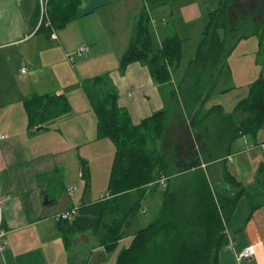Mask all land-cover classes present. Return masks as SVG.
I'll return each mask as SVG.
<instances>
[{"label": "crops", "instance_id": "0c3cea01", "mask_svg": "<svg viewBox=\"0 0 264 264\" xmlns=\"http://www.w3.org/2000/svg\"><path fill=\"white\" fill-rule=\"evenodd\" d=\"M175 3L171 6L164 5L165 8L162 10L165 11L158 15L157 20L152 16V10L155 8L149 11L151 18L149 31L156 50L162 47L166 37L176 35L183 40L184 52V43L203 34L210 14L221 6L222 0H186L176 3L179 5ZM146 4V0H80L76 17L63 28L53 26V31L46 28L38 29L39 0H0V82L7 80L5 78L7 73L3 71L2 65L9 67L10 57H14L15 54L24 66L27 62L29 66L33 64L37 56L38 70H47L56 66H67L65 60L67 61L68 55H74L80 47L88 46L90 52L77 59L73 69H70V76L79 81L83 89L87 80H91L93 84L96 78L104 79L109 88L117 92L119 106L128 111L135 125L161 111L168 113L167 125L172 124L171 119L178 122V126L181 125V121H184L185 125L188 124L190 114L181 103V93L187 95L197 81L186 78L178 86L173 74L171 83L158 84L145 63H133L124 72L120 70L121 61L131 45ZM246 8L248 9L245 10ZM164 16L169 19H162ZM263 16L264 0H231L227 33H224L227 43L229 39H251L243 36L242 28L239 29L238 26L247 21L262 22ZM258 36L264 38V29L259 31ZM23 71L21 70V73L25 80L28 72ZM259 74L261 77L258 79L264 77L262 72ZM246 78L253 81L251 86L257 80H252L254 79L252 72L247 73ZM42 81L50 88L47 91L56 89L51 94L60 93L57 92L61 89L57 75L50 74L47 78H42ZM95 85L99 87L100 84ZM99 88L106 90L105 85ZM173 93L181 103L179 109L175 100H172ZM202 97L201 94L197 95V101H202ZM0 103L1 108L5 109L11 105L12 100L9 98ZM215 107L212 108L214 112L210 110L202 111L200 114L194 112V124L199 125L198 127L201 125L200 128L206 129V132L208 129L209 139L210 135L215 137L213 141L207 138L208 147L205 152L221 151L210 164L202 161L200 153L202 168L219 169V165L226 164L229 173L239 183L240 189L264 193V169L261 170L264 166V136L258 139L257 134L252 143L249 141V135L235 138L234 130L229 129L231 125L226 122L225 117L228 116L216 114ZM13 112L17 114L14 110L8 111L4 113L3 120L0 118V135L7 137L0 141V264H116L125 247L122 249L119 246L120 249L117 250L116 247L109 252L101 245L99 236L90 230L70 234L67 242L61 231L62 228L67 229L73 224L76 215L68 221L58 220L59 215L93 201L90 195L84 194L79 203L71 191L70 200L64 203L59 188H52L53 184L51 185L60 173L57 164L51 167L46 163L42 167L37 163L40 170L38 173L52 169L54 176L48 180L38 181L34 179L38 176L27 177L23 172H19L24 167V160L17 156L18 139L22 129L14 124ZM174 115L177 116L176 119ZM240 116L238 119L245 117ZM75 117L77 115L73 108L72 116L61 120ZM212 119L215 122H211ZM46 130L36 132L29 128L28 133L37 135ZM190 132L195 138L196 131L191 129ZM101 141L103 140L98 142ZM235 142L239 145L233 148ZM75 145L78 148V145ZM162 150L165 152L164 147ZM66 176L67 173L64 172L63 179ZM78 176L86 190L89 186L86 187V182L82 178V166ZM220 177L222 175H216V178ZM165 179L166 182L161 184L164 188L167 185V178ZM59 183L62 188L65 187L64 180ZM153 194L158 195V192ZM153 194L148 195L151 200ZM161 199L163 201V198ZM263 199L264 195L260 200ZM135 220L136 218L132 220L129 227ZM225 234L228 244L219 252V264H264V206L252 213L248 198L243 196L226 226ZM135 235L127 238L124 236L118 245L129 243ZM249 247L255 249L254 257L240 261L239 253Z\"/></svg>", "mask_w": 264, "mask_h": 264}, {"label": "trees", "instance_id": "16d2710c", "mask_svg": "<svg viewBox=\"0 0 264 264\" xmlns=\"http://www.w3.org/2000/svg\"><path fill=\"white\" fill-rule=\"evenodd\" d=\"M146 1L120 70L124 72L133 63H145L156 83H171L182 60L183 40L176 35L168 36L162 47L156 50L149 31V11L180 0ZM230 3L231 0H222L221 6L210 14L196 59L188 69L187 79L198 82L184 95L188 111L200 94L203 99L197 102L195 111L198 114L203 111V105L210 100L220 77L227 45L224 33H227ZM79 4L80 0H51L49 14L53 26L65 27L76 17ZM238 28H242L243 36H257L264 29V16L262 22L247 21ZM104 82L101 77L93 84L87 80L84 92L97 117L96 140L108 139L116 147L108 196L83 203L76 209L73 224L61 229L67 242L70 234L90 230L111 252L144 208L148 195L157 193L161 186L159 182L167 178L158 217L136 233L121 251L116 264H219V252L228 244L226 226L239 200L247 197L254 213L264 206V199L260 200L264 193L240 189L226 164L219 165V169H204L199 160L196 166L175 173L171 158L162 150L168 113L161 111L135 125L128 111L119 106L117 92ZM95 84H100L99 87L105 85L106 90ZM175 97L173 93L172 100ZM188 98L192 99V106ZM24 105L29 128L36 132L48 129L46 125L51 121L73 114L72 104L64 95H37L25 100ZM235 113L245 115L242 119L225 117L231 125L229 129L235 132V138L243 135L255 137L264 129V77L253 83L248 98L240 102ZM219 152H202V161L206 164L214 162ZM81 166L82 178L88 187L90 169L85 161ZM218 174L222 177L216 178Z\"/></svg>", "mask_w": 264, "mask_h": 264}, {"label": "rangeland", "instance_id": "374dc122", "mask_svg": "<svg viewBox=\"0 0 264 264\" xmlns=\"http://www.w3.org/2000/svg\"><path fill=\"white\" fill-rule=\"evenodd\" d=\"M181 1L186 0H180L176 3ZM171 5L172 4H169V6ZM165 6L152 10V16L155 20H157L158 15H162V12L165 11L162 10ZM247 9L248 8L245 10ZM163 18L166 20L169 19L166 16L162 17V19ZM201 42L202 34L184 43L182 60L179 68L174 73V79L178 86L187 78L188 69L190 68L191 62L196 59ZM226 47L227 51L223 57V69L210 100L203 105V112L212 110V108L216 106V114H224L231 117V119H235L241 117L238 113H235L236 107L241 101L248 98L249 89L253 82L246 78V74L252 72V76H254L252 80H258L259 76L261 77L259 73L262 72V74H264V38L262 39V37L255 35L251 36V39H229ZM15 56L16 54L14 57H10L9 67L5 66V64L2 65L3 71L5 70L7 73V75H5L7 80L0 82V102L11 98L12 103L10 106L8 105L9 107L6 106L7 108L5 109L1 108L2 104L0 103V118L3 120L4 113L8 111L14 110L17 112V114L15 112L12 113L14 124H17V126L19 125L20 129H22L18 139L19 149L17 156L24 160V167L19 172H23L27 177L38 176L34 178L38 181H40L39 179L48 180L54 176L52 169L38 173L40 170L38 169L37 163L41 164L42 167L46 163L51 167L57 164L60 173L51 185L53 184L52 188H59L58 191L63 195L64 203L70 200L69 195L71 191L74 192L77 197L76 200L79 203H81L80 200L84 194L90 195L94 200L107 197L116 147L108 139L101 142L96 140L97 117L93 112L89 99L84 93L83 85L70 76V69H73V64L67 58V61L65 60L67 66L63 65L52 67L47 70H38L39 67L37 63L39 60H37V56L35 57L34 63H31L30 66L28 62L26 63L27 67ZM68 67H70L69 70ZM21 70L28 72V76H25V80ZM50 74L57 75L58 82L61 85V89L57 91L60 93L57 94L64 95L69 99L77 117L70 120L51 121L46 125L48 130L42 134L32 135L28 133L29 117L25 109L24 101L37 95H44L45 93L51 94V92L56 90L51 89V91H47L50 88L45 86L42 81V78H47ZM70 77L71 79H69ZM181 91H183V89H181ZM187 100L189 104L192 102L190 98ZM185 101L186 98H184V93H181V103L184 104L186 108L187 102L185 104ZM197 102V99H195V101H193V106L191 103L192 108L190 111L187 110V113L189 112L190 114L188 115L190 118L188 124L185 125L184 121H181V125L178 126V122H174L175 120L171 119L170 123L172 124L167 125L166 119L162 145L165 149V153H168L172 160L174 172L178 174L185 169L196 166V162L200 160L199 154L201 153L202 155V152H205V149L208 147V129L207 132L205 128V130H202V128H200L201 125L198 127L199 125L196 123L194 124L193 120L195 117L194 112L196 113L195 110L198 105ZM175 103L179 109L181 103H179L177 98H175ZM176 117L177 116H175V119ZM212 120L211 122H215ZM209 125H211V123ZM191 129L196 131L195 138L191 136ZM178 132H180L179 135L177 134ZM263 136L264 129L259 131L257 138L260 139ZM248 138L250 139V143L254 142L255 137L248 136ZM214 139L215 137L210 135L209 140L213 141ZM75 144L78 145V148ZM238 145L239 143L235 142L232 147L236 148ZM169 150L171 151L169 152ZM82 161H85L90 169V183L86 190H84L82 180L78 176ZM64 172L67 173L65 179H63ZM12 175H14V169ZM62 180H64L65 185L63 188L59 183ZM164 189V187L160 186L158 195L153 194L152 200L151 197H147L144 202V208L137 214L134 223L126 229L125 238L133 236L158 217ZM128 245L129 243H123L118 245L116 249L118 250L121 247L123 249Z\"/></svg>", "mask_w": 264, "mask_h": 264}, {"label": "built area", "instance_id": "2783aa9c", "mask_svg": "<svg viewBox=\"0 0 264 264\" xmlns=\"http://www.w3.org/2000/svg\"><path fill=\"white\" fill-rule=\"evenodd\" d=\"M51 0H39V15H40V20H39V28H46V29H53L52 21L49 15V3ZM145 1V0H144ZM54 31V29H53ZM56 38V36H53ZM90 52V48L88 46H82L80 49H78L74 55H68L69 61L74 64L76 59L82 58L86 56ZM24 73V71H23ZM132 93L130 94V96ZM7 137L5 135H0V141L6 139ZM166 182L165 178H162L161 181L159 182L160 184H164ZM77 214L76 209H73L67 213H64L62 215H59L58 220L60 221H66L69 220L71 217H74ZM255 255V249L253 247H249L239 253L238 258L241 261L242 259L245 258H252Z\"/></svg>", "mask_w": 264, "mask_h": 264}]
</instances>
